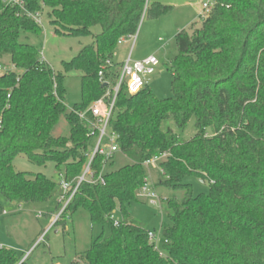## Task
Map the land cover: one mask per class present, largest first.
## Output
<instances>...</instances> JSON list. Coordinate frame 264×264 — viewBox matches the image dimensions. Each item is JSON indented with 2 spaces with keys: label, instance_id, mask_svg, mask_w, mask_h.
<instances>
[{
  "label": "trees",
  "instance_id": "trees-1",
  "mask_svg": "<svg viewBox=\"0 0 264 264\" xmlns=\"http://www.w3.org/2000/svg\"><path fill=\"white\" fill-rule=\"evenodd\" d=\"M24 8L40 13L41 24ZM170 8L148 0H0V215L4 202H48L58 186L43 173L17 171L21 154L39 166L55 163L67 182L83 174L94 130L79 113L94 121L90 105L115 85L119 41L136 35L145 14L155 18ZM44 10L56 35L93 37L63 63L65 73L22 41L23 33L41 32ZM175 41L172 97L159 98L149 86L136 94L121 87L110 127L118 154L129 161L112 169L115 155L95 156L94 177L103 172L105 184L82 182L60 217L82 208L91 224L104 227L115 210L122 216L72 264H264V0H214L201 25L179 31ZM75 70L82 72V100L69 110L64 80ZM101 70L109 83L99 80ZM62 117L69 136L54 134ZM192 120L196 132L183 139ZM155 156L165 175L160 183L184 191L181 200H167L164 256L149 241L155 229L128 211L145 183L144 162ZM190 176L209 191L195 195L185 182ZM0 264L31 263L0 244Z\"/></svg>",
  "mask_w": 264,
  "mask_h": 264
},
{
  "label": "rangeland",
  "instance_id": "rangeland-1",
  "mask_svg": "<svg viewBox=\"0 0 264 264\" xmlns=\"http://www.w3.org/2000/svg\"><path fill=\"white\" fill-rule=\"evenodd\" d=\"M150 4L160 2L170 6V10L159 16L144 15L134 37L120 44L114 56V68H120L124 60L131 56L133 59L145 58L150 55L158 57L160 64L156 72L149 77L148 86L159 98L172 97V74L169 70L172 58L177 54L175 41L176 34L185 29L190 30L192 24L201 25L204 3L213 4L214 0H148ZM43 27L36 34L23 33L22 41L37 46L41 50L44 61L55 71L64 72L63 63L72 60L81 49L93 42V37H72L56 35L50 25L47 11L42 15ZM93 33L101 31L100 26L93 28ZM118 68V69H119ZM65 73V72H64ZM64 85L66 88L65 103L69 110L81 102V76L80 71L66 72ZM166 126L174 125L168 121ZM196 132L195 122L192 120L184 132H180L183 139H189ZM56 136H69L70 127L62 117L54 130ZM114 166L118 168L129 160L117 154L114 157ZM17 171L32 174L43 173L58 183L53 197L46 203L27 204L4 202V211L0 215V244L16 251L20 258H29L31 264H72L80 259L91 245L92 241L102 232L109 234L111 219L104 227L93 225L89 214L82 208L73 213L72 217L62 218L54 227L51 226L53 216L58 214L61 194L62 178L55 163L49 162L46 166H39L29 161L27 156L21 154L14 160ZM151 175L161 202L152 204L138 197L128 205L131 217L149 229H155L163 234V230L170 224V208L167 200L175 198L181 200L184 191L168 188L160 183L165 175L159 164H152L145 168ZM190 183L195 195L207 193L209 184L201 179L190 176L185 179ZM40 214V216H39ZM113 219L122 220L117 209ZM65 223V225H63Z\"/></svg>",
  "mask_w": 264,
  "mask_h": 264
},
{
  "label": "built area",
  "instance_id": "built-area-1",
  "mask_svg": "<svg viewBox=\"0 0 264 264\" xmlns=\"http://www.w3.org/2000/svg\"><path fill=\"white\" fill-rule=\"evenodd\" d=\"M8 4H19L24 5L25 0H5ZM211 6L209 3L203 4V9L205 14L203 17H206L210 10ZM25 12L29 14L37 23L41 24V14L29 13L26 8ZM125 40L121 39L119 44H122ZM160 61L157 56L150 55L142 59H133L131 56L127 57L122 63L116 78V83L113 86L112 90H108L105 96L94 101L90 107L89 111L91 112L94 121H89L85 112L79 113L81 119L86 121L91 128H93L94 136V147L92 154L90 156L89 162L87 163L85 170L82 175H80L74 182H67L62 180L61 188L62 192L60 194L59 201L63 203V207L58 212V214L53 216L51 226H53L61 217L63 211L71 202L75 193L77 192L80 184L82 182L90 183H100L105 184V179L103 177V172L95 178L92 170V161L97 155H101L105 158L106 161L110 160L114 155H116L120 150L118 146V135L112 132L110 123L113 116V111L115 108L116 98L121 89L125 86L129 94H136L140 92L143 88L148 86L149 77L156 72V69ZM108 65H111V62L108 61ZM99 80L103 83H109L105 77L104 70L99 72ZM161 161L160 156H155L146 162H144V167L149 168L152 164H159ZM161 169V168H160ZM162 170V169H161ZM163 172V171H162ZM147 173V172H146ZM138 197L149 201L152 204H157L161 202L160 196L157 193L154 183L151 181V175L147 174L145 178V183L138 192ZM6 213V212H4ZM40 216V214H39ZM114 221L115 225L119 224V221L113 219V215L110 217ZM149 241L154 245V248L159 251L161 256H164V251L162 245L167 244L168 240L164 238L163 234L158 230H149L148 231Z\"/></svg>",
  "mask_w": 264,
  "mask_h": 264
},
{
  "label": "crops",
  "instance_id": "crops-1",
  "mask_svg": "<svg viewBox=\"0 0 264 264\" xmlns=\"http://www.w3.org/2000/svg\"><path fill=\"white\" fill-rule=\"evenodd\" d=\"M126 41H127V40H125L124 42H126ZM124 42H123V43H124ZM137 59H142V58H137ZM124 61H125V60H124ZM117 154H118V153H117ZM117 154H116V155H117Z\"/></svg>",
  "mask_w": 264,
  "mask_h": 264
}]
</instances>
